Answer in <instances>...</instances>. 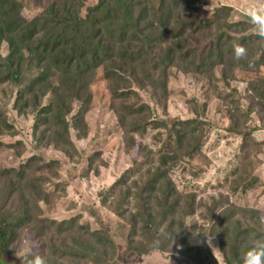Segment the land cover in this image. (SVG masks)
I'll return each mask as SVG.
<instances>
[{
	"label": "trees",
	"instance_id": "1",
	"mask_svg": "<svg viewBox=\"0 0 264 264\" xmlns=\"http://www.w3.org/2000/svg\"><path fill=\"white\" fill-rule=\"evenodd\" d=\"M210 1L52 0L28 18L23 0H0V46L5 43L8 50L7 56L0 55V86H13L12 106L18 115H33L36 144L54 147L69 159L77 155L71 131L77 139L86 137L91 88L102 81L127 151L136 150L142 158L114 182L102 201L110 204L121 226L128 227L123 257L159 252L180 255L191 264H217L207 243L210 238L218 239L224 264H243L245 253L253 248L264 251L257 211L220 200L208 209V228L186 224L197 210L195 200L178 192L170 172L181 156L196 154L184 151L195 132L193 121L179 123L180 129L172 131L174 141L158 157L136 146L134 139L149 127L166 128L149 121L150 107L140 91H151L164 107L172 70L207 77L221 69L233 80L239 68L249 64L250 44L264 38L233 35V29L244 34L248 22H230L229 6L208 16ZM256 61L264 68V53ZM246 84L251 100L263 105L264 80L254 76ZM7 130L12 127L0 108V135ZM235 130L241 132V127L236 124ZM240 136L239 152L249 156L252 133ZM41 162L33 156L18 169L0 168V264H114L116 245L106 230L90 231L78 217L56 222L38 216L39 202L46 196L34 173L58 164ZM3 191L7 196L2 197ZM25 233L34 235L39 248L16 259L14 249Z\"/></svg>",
	"mask_w": 264,
	"mask_h": 264
},
{
	"label": "rangeland",
	"instance_id": "2",
	"mask_svg": "<svg viewBox=\"0 0 264 264\" xmlns=\"http://www.w3.org/2000/svg\"><path fill=\"white\" fill-rule=\"evenodd\" d=\"M51 1L23 0L27 7L25 15L34 17ZM220 6L232 8L230 22L249 24L244 34L238 35V30L233 29V35L246 40L264 37V0H211L205 8L208 16ZM209 42L205 41L204 45H209ZM250 45L249 64L247 68H239L233 80L232 74L223 76L219 72L221 69L207 77L172 70L167 81L169 97L164 107L154 100L151 91L139 92L143 103L150 107L149 121L164 123L166 128L152 130L149 127L143 137H134L136 146L146 147L158 157V153L174 141L172 131L180 129L179 123L193 121L195 132L191 141L185 143L184 151L195 150L196 154L181 156L170 172L178 192L195 200L197 210L187 220L188 226L197 224L208 228V209L222 200L259 212L262 220L260 230L264 233V144L254 137L256 130L264 129V104L256 105L246 92V82L250 77L260 76L264 80V68L256 64L264 53V38ZM7 54V45L3 43L0 55L5 57ZM91 91L92 106L85 118L87 134L85 138L77 139L76 133L71 131L77 155L69 159L54 147L36 144L32 136L33 115L30 112L18 115L12 106L13 86H0V108L12 127L0 135V168L18 169L33 156L45 164L57 162L47 170L34 173L41 180L38 185L40 192L46 196L45 201L39 202L41 212L38 216L56 222L78 217L80 224L90 231L106 230L116 245L114 264H191L180 255L159 252L145 257L122 256L128 227L121 226L122 222L110 204L104 206L102 201L114 182L142 158L136 150L127 151L116 116L110 108L106 84L97 81ZM236 124L241 127V132L235 130ZM242 132L253 136L255 144L252 142L249 156L239 152ZM95 155L98 156L94 159ZM7 192L3 191L2 197L7 196ZM207 243L217 264H224L218 239L210 238ZM38 248L39 242L34 235L25 233L13 256L18 259L30 252L35 254Z\"/></svg>",
	"mask_w": 264,
	"mask_h": 264
},
{
	"label": "clouds",
	"instance_id": "3",
	"mask_svg": "<svg viewBox=\"0 0 264 264\" xmlns=\"http://www.w3.org/2000/svg\"><path fill=\"white\" fill-rule=\"evenodd\" d=\"M261 257H264V251L250 249L244 255L243 264H261Z\"/></svg>",
	"mask_w": 264,
	"mask_h": 264
},
{
	"label": "built area",
	"instance_id": "4",
	"mask_svg": "<svg viewBox=\"0 0 264 264\" xmlns=\"http://www.w3.org/2000/svg\"><path fill=\"white\" fill-rule=\"evenodd\" d=\"M254 137L259 143L264 144V129L256 130Z\"/></svg>",
	"mask_w": 264,
	"mask_h": 264
}]
</instances>
